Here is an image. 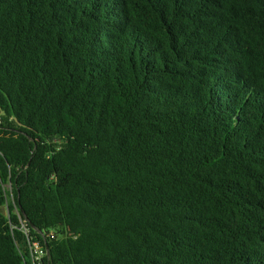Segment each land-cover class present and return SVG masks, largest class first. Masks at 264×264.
<instances>
[{
	"label": "trees",
	"instance_id": "1",
	"mask_svg": "<svg viewBox=\"0 0 264 264\" xmlns=\"http://www.w3.org/2000/svg\"><path fill=\"white\" fill-rule=\"evenodd\" d=\"M30 241L264 264V0H0V264Z\"/></svg>",
	"mask_w": 264,
	"mask_h": 264
},
{
	"label": "built area",
	"instance_id": "2",
	"mask_svg": "<svg viewBox=\"0 0 264 264\" xmlns=\"http://www.w3.org/2000/svg\"><path fill=\"white\" fill-rule=\"evenodd\" d=\"M29 254L33 264H43V258L47 256L46 249L37 241L29 242Z\"/></svg>",
	"mask_w": 264,
	"mask_h": 264
},
{
	"label": "rangeland",
	"instance_id": "3",
	"mask_svg": "<svg viewBox=\"0 0 264 264\" xmlns=\"http://www.w3.org/2000/svg\"><path fill=\"white\" fill-rule=\"evenodd\" d=\"M6 189H8V187H6Z\"/></svg>",
	"mask_w": 264,
	"mask_h": 264
},
{
	"label": "water",
	"instance_id": "4",
	"mask_svg": "<svg viewBox=\"0 0 264 264\" xmlns=\"http://www.w3.org/2000/svg\"><path fill=\"white\" fill-rule=\"evenodd\" d=\"M38 233H40V232H38Z\"/></svg>",
	"mask_w": 264,
	"mask_h": 264
}]
</instances>
